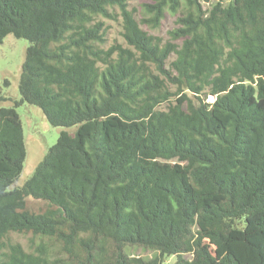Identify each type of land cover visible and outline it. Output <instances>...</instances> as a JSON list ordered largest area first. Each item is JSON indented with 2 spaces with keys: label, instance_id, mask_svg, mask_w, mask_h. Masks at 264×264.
Returning <instances> with one entry per match:
<instances>
[{
  "label": "trees",
  "instance_id": "trees-1",
  "mask_svg": "<svg viewBox=\"0 0 264 264\" xmlns=\"http://www.w3.org/2000/svg\"><path fill=\"white\" fill-rule=\"evenodd\" d=\"M129 1L0 0V44L28 41L19 103L61 128L17 185L0 107V264H264V0Z\"/></svg>",
  "mask_w": 264,
  "mask_h": 264
},
{
  "label": "rangeland",
  "instance_id": "rangeland-1",
  "mask_svg": "<svg viewBox=\"0 0 264 264\" xmlns=\"http://www.w3.org/2000/svg\"><path fill=\"white\" fill-rule=\"evenodd\" d=\"M212 3L221 1L223 4L230 0H210ZM142 0H130L129 8L141 5ZM106 26L104 47H108L114 42L122 43L120 36L121 20L117 18L103 17ZM175 16L166 12L160 27L149 30L150 33L167 38V32L175 26ZM28 46V41L16 38L12 34H7L0 44V107H15L23 130L25 159L21 173L15 184H22L33 172L38 162L43 158L47 149L56 142L61 128L51 126L45 119L41 110L27 103H19V93L17 89L21 66L24 59V52ZM207 101H212L213 96H207ZM16 103V104H15ZM36 203V202H32ZM36 206V205H35ZM14 238V236H13ZM24 246L28 244L27 237L15 236ZM129 254L149 258L153 252L139 247L127 248ZM175 260L174 256L163 259L162 264H171Z\"/></svg>",
  "mask_w": 264,
  "mask_h": 264
}]
</instances>
